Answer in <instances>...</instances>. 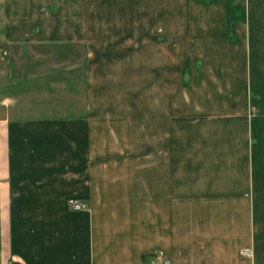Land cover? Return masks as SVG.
Returning <instances> with one entry per match:
<instances>
[{
  "label": "crops",
  "instance_id": "crops-1",
  "mask_svg": "<svg viewBox=\"0 0 264 264\" xmlns=\"http://www.w3.org/2000/svg\"><path fill=\"white\" fill-rule=\"evenodd\" d=\"M74 42L91 104L141 95L144 123L3 96L0 264H264V0H0V63Z\"/></svg>",
  "mask_w": 264,
  "mask_h": 264
},
{
  "label": "rangeland",
  "instance_id": "rangeland-1",
  "mask_svg": "<svg viewBox=\"0 0 264 264\" xmlns=\"http://www.w3.org/2000/svg\"><path fill=\"white\" fill-rule=\"evenodd\" d=\"M68 45L73 48L67 49L65 46ZM68 45L58 44L57 47H41L42 49L36 47L35 52L27 51L25 55L15 53L7 61L0 63V99L7 95L16 99L14 116L85 119L88 117L89 109L92 106H98L96 104L99 102L98 107L113 104L114 107H120L127 114H132V123L138 125L144 123L145 101L141 95L131 101L124 98L122 100L104 99V101L96 100L95 104H91L89 93L92 89L88 84L89 70L94 76L98 75L100 69H88L86 63L83 62L82 47H76L81 43L74 42ZM114 70V68L105 69L104 72L108 76L106 80H113L114 73H116ZM143 79V77H138L139 81ZM133 80L131 79L132 82ZM105 85V88L99 91L113 95L116 90L115 83H105ZM137 86L138 92L145 90V85L141 82L138 85L133 83L123 85L122 90L132 88L135 91ZM175 86V83H171V89ZM125 117L127 116L116 117V120L122 118L120 120L122 124L129 122Z\"/></svg>",
  "mask_w": 264,
  "mask_h": 264
},
{
  "label": "built area",
  "instance_id": "built-area-1",
  "mask_svg": "<svg viewBox=\"0 0 264 264\" xmlns=\"http://www.w3.org/2000/svg\"><path fill=\"white\" fill-rule=\"evenodd\" d=\"M67 208L73 211L87 210V203L83 200L70 198L66 202ZM249 251H244L243 254L247 255ZM146 264H173L161 251L152 253L146 261Z\"/></svg>",
  "mask_w": 264,
  "mask_h": 264
}]
</instances>
